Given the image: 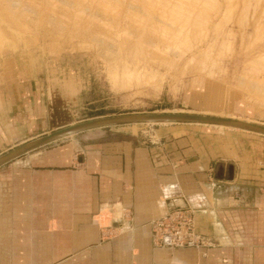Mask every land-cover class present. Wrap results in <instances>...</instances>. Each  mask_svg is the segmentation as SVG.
<instances>
[{"label": "crops", "instance_id": "obj_1", "mask_svg": "<svg viewBox=\"0 0 264 264\" xmlns=\"http://www.w3.org/2000/svg\"><path fill=\"white\" fill-rule=\"evenodd\" d=\"M26 85L0 94V154L57 128L52 91ZM87 131L0 165V264H264V169L183 126L155 139ZM173 205L208 245L158 242L154 221Z\"/></svg>", "mask_w": 264, "mask_h": 264}, {"label": "rangeland", "instance_id": "obj_2", "mask_svg": "<svg viewBox=\"0 0 264 264\" xmlns=\"http://www.w3.org/2000/svg\"><path fill=\"white\" fill-rule=\"evenodd\" d=\"M19 81L52 91L57 128L164 111L264 124V0H0V94ZM167 126L264 169V134L242 128L159 122L87 132L155 139ZM173 207L167 215L191 217Z\"/></svg>", "mask_w": 264, "mask_h": 264}, {"label": "water", "instance_id": "obj_3", "mask_svg": "<svg viewBox=\"0 0 264 264\" xmlns=\"http://www.w3.org/2000/svg\"><path fill=\"white\" fill-rule=\"evenodd\" d=\"M159 122H195L206 124H221L242 128L254 132L264 134V124L240 120L230 117H223L210 114L190 113V112H141V113H127L119 115L101 116L90 119L81 120L78 122L70 123L66 126L59 127L51 132L29 140L15 148L0 154V165L10 161L34 148H37L46 143L67 137L74 133L81 131L106 127L118 124L129 123H159ZM232 165L229 166L230 179L232 178L233 170ZM221 177V172L217 174ZM163 242L170 244V235L163 236Z\"/></svg>", "mask_w": 264, "mask_h": 264}, {"label": "built area", "instance_id": "obj_4", "mask_svg": "<svg viewBox=\"0 0 264 264\" xmlns=\"http://www.w3.org/2000/svg\"><path fill=\"white\" fill-rule=\"evenodd\" d=\"M154 226L158 242H163V236L169 234L170 244L175 247L201 246L210 243L195 231L192 218L180 210L156 219Z\"/></svg>", "mask_w": 264, "mask_h": 264}, {"label": "bare ground", "instance_id": "obj_5", "mask_svg": "<svg viewBox=\"0 0 264 264\" xmlns=\"http://www.w3.org/2000/svg\"><path fill=\"white\" fill-rule=\"evenodd\" d=\"M233 116V115H232ZM250 121V120H248ZM206 124V123H205ZM216 126H219V127H229V128H237V127H233V126H227V125H221V124H214Z\"/></svg>", "mask_w": 264, "mask_h": 264}]
</instances>
